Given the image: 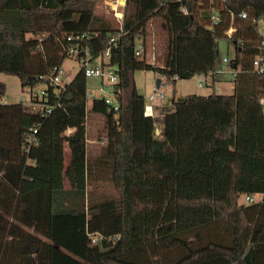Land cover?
<instances>
[{
    "label": "trees",
    "instance_id": "obj_1",
    "mask_svg": "<svg viewBox=\"0 0 264 264\" xmlns=\"http://www.w3.org/2000/svg\"><path fill=\"white\" fill-rule=\"evenodd\" d=\"M99 1L0 0V73L48 92L35 112L0 103V264H264V74L250 68L264 0H126L116 28L96 14ZM209 9L225 20L213 24ZM228 11L247 13L230 36L229 65L241 67L232 92L173 96L155 138L134 73L156 72L160 85L209 74ZM151 20L167 38L160 65L135 53ZM106 50L100 65L116 70L117 110L103 98L87 103L82 64ZM67 56L81 66L55 94L50 72ZM5 89L0 81V96ZM92 116L103 136L88 156ZM254 193L261 200H244Z\"/></svg>",
    "mask_w": 264,
    "mask_h": 264
},
{
    "label": "rangeland",
    "instance_id": "obj_2",
    "mask_svg": "<svg viewBox=\"0 0 264 264\" xmlns=\"http://www.w3.org/2000/svg\"><path fill=\"white\" fill-rule=\"evenodd\" d=\"M122 5L120 3L116 4L115 0H100L97 3L95 12L98 16L101 17L102 20L109 22L110 25L113 27L119 26V19L120 15L119 12H122ZM117 12V13H116ZM149 31L146 39V51H145V58L148 62H152L153 64H162L163 56L165 53V49L167 46V38L165 34V29L161 25L159 21H150L149 24ZM235 56V45L232 39L226 37H220L217 39V60L220 61L223 57H227L232 59ZM106 57H98L92 60H88L86 58L87 65H100L101 61H106ZM81 66V62H79L74 56H67L65 57L61 64L59 75L63 79L69 80L72 78L78 71ZM134 78L136 81L137 88L147 101V96L153 91V86H155V82L157 79H162L161 76L153 72L151 70H139L134 73ZM200 80V77L194 75L191 78H182L176 80L174 83L172 82H165L162 81L161 85L159 86L160 89L164 93L163 99L161 101L159 99H154L152 104L160 103L164 106L163 110L165 112L170 111L173 109L172 105V98L173 96L178 99L190 93H211L212 91L216 93H223V94H230L233 89V83L228 75H216L215 76V84L214 87H205L204 89L199 88L197 86V82ZM0 81H2L5 86V94L0 96V103H23L26 105L31 111L35 112L37 110L36 106L29 104V95L27 94L26 90L23 89L20 85L19 78L15 75L4 74L0 73ZM100 80L95 77L87 78V92L91 91V96L96 95L99 92L97 91V86L99 85ZM45 87L44 84H39L37 89H43ZM88 98V105L90 104V97ZM155 130L161 131L159 134L154 132V136L157 139H162V122L155 118ZM158 122L160 125H158ZM87 143L86 149L88 156L92 154H97L100 150V143L99 138H102V118L100 116H92L88 118L87 124ZM65 132V131H64ZM70 132L72 130L70 129ZM68 132L67 134H69ZM64 152H65V164L68 161V150L67 145H64ZM64 186L66 188L69 187V184L66 179H64ZM109 188V187H108ZM107 188V189H108ZM97 188H93L88 186V190H96ZM107 189H102L107 191ZM96 192V191H95ZM243 201V197L240 196L239 202Z\"/></svg>",
    "mask_w": 264,
    "mask_h": 264
},
{
    "label": "built area",
    "instance_id": "obj_3",
    "mask_svg": "<svg viewBox=\"0 0 264 264\" xmlns=\"http://www.w3.org/2000/svg\"><path fill=\"white\" fill-rule=\"evenodd\" d=\"M115 3L118 4L119 3L118 0H115ZM182 10L184 11V8H182ZM223 13L219 12L216 9H209L204 11V15L208 16L213 24H218L222 20H225ZM118 14L120 15L119 16L120 17L119 21H120L123 17V12H119ZM226 17H227V21L229 22V25L228 28L225 30V35L228 38H230L231 32L233 30L234 18L237 17L240 19H246L247 13L245 11H242L237 14H234V12L228 11L226 12ZM253 21L255 22L256 32L260 40L257 45V53L251 60L250 68L253 73L261 75L264 74V16H261L258 19H253ZM110 40H113V38H110ZM135 50H136L135 51L136 54H141L143 51H146V47L145 45L138 43ZM69 51L71 53L75 52L73 49H70ZM239 51L240 53H243V49L239 48ZM103 56L106 57V59L108 58V50L103 52ZM230 62L231 59L227 57H223L220 61H215L213 70L209 74L197 75L198 77H200V80H198L197 82V86L202 89H204L205 87L213 88L215 84L216 75H220V76L228 75L231 81H233L235 74L240 70L241 67L237 65V67L233 69L229 65ZM82 66L86 78L95 77L100 80L99 85L97 86V91L99 93L91 96L90 95L91 91H89L87 92V97L89 98L90 95L91 98L93 96L97 98H103L105 103L112 105L113 109L117 110L118 104L115 102L114 96H115V84L118 81V76L115 68L111 66L108 67L101 65L91 66V65H87L86 63H83ZM173 79L177 80V77L174 76ZM48 82L50 86H52V89L55 92V94H57L58 91L64 87L65 83L68 82V80L61 78L58 71L56 73L50 72ZM26 92L30 97L29 104L36 106L37 110L42 105L44 106L47 105L46 103H43V101L46 100V97L48 95V92L45 89H39L38 91L35 88H28ZM163 97H164V93L160 89V87L156 88L154 86L153 91L147 96V101H145L144 114L154 116L152 101L156 98L161 100L163 99ZM261 102L264 105V98H261ZM49 108H52L51 104L49 107H47V111H49ZM68 132H70V129H66L64 134L67 135ZM155 132L158 133V130H155ZM35 133H36V129H33L29 134L25 135L24 145L26 149H24V154L27 153V148L36 142V139L34 137ZM63 145H66V143L64 142ZM262 196H263L262 193L246 194L244 196V200L246 202L259 201L261 200ZM91 241L92 243H95L96 239L93 237Z\"/></svg>",
    "mask_w": 264,
    "mask_h": 264
},
{
    "label": "crops",
    "instance_id": "obj_4",
    "mask_svg": "<svg viewBox=\"0 0 264 264\" xmlns=\"http://www.w3.org/2000/svg\"><path fill=\"white\" fill-rule=\"evenodd\" d=\"M148 36H149V35H148ZM146 39H147V38H146ZM146 44H147V42L145 41V47L147 48ZM229 78H230V77H229ZM134 80H135V78H134ZM135 85H136V81H135ZM136 88H137V85H136ZM153 88H154V86H153ZM137 91L139 92L138 88H137ZM139 93H140V92H139ZM195 94H197V93H195ZM205 94H209V93H201V94H198V95H205ZM160 101H161V100H160ZM152 108H153V113H154V116H153L154 119H155V118H158V120L162 122V116H163V114H164V112H165V111L163 110L164 106L158 102V103L152 104ZM158 125H160L159 122H158ZM162 129H163V126H162ZM160 130H161V129H160ZM160 130H159L158 134L161 132Z\"/></svg>",
    "mask_w": 264,
    "mask_h": 264
},
{
    "label": "water",
    "instance_id": "obj_5",
    "mask_svg": "<svg viewBox=\"0 0 264 264\" xmlns=\"http://www.w3.org/2000/svg\"><path fill=\"white\" fill-rule=\"evenodd\" d=\"M118 2L122 5V6H125L126 4V0H118ZM160 82H161V79H157L156 82H155V87L158 88L160 86Z\"/></svg>",
    "mask_w": 264,
    "mask_h": 264
}]
</instances>
